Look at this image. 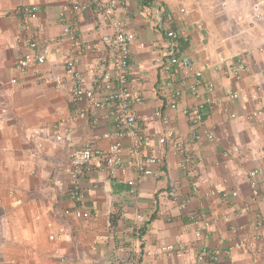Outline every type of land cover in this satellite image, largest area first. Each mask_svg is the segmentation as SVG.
Returning <instances> with one entry per match:
<instances>
[{
  "label": "crops",
  "instance_id": "1",
  "mask_svg": "<svg viewBox=\"0 0 264 264\" xmlns=\"http://www.w3.org/2000/svg\"><path fill=\"white\" fill-rule=\"evenodd\" d=\"M71 1L91 6L66 10ZM97 1L0 0V264H112L115 253L130 254V247L140 264H200L202 249L219 254L222 264H264V180L254 187L249 176L264 166V115L250 117L264 110V8L257 13L261 19L248 15L256 27L238 35L227 29L226 17L233 15L229 4L220 7L223 0H119L116 13L132 36V89L144 97L133 107L150 137L146 153L162 163L154 175L137 177L131 186L128 175L111 176L95 158L80 180L83 197L77 202L65 169L70 150L91 137L107 149L113 139L104 134L117 127L112 108L94 113L87 102H73V81L66 78L67 57L75 58L87 87H97L99 69L108 65L102 37L110 30L94 10ZM22 5L40 7L43 30L26 26L17 12ZM169 13L176 19L170 21ZM66 24L77 30L83 50L64 35ZM169 28L184 32L180 47L194 57L203 82L195 94L186 87L177 109H166L160 88L172 79L156 61ZM26 37L36 39L37 50L48 41L50 52L45 63L18 73V60L34 55L22 40ZM240 63L248 68L237 75L231 66ZM231 92L238 96L231 98ZM160 108L175 119L189 144L186 168L184 155L158 143L163 123L155 111ZM197 108L203 122L192 126L188 112ZM131 146L125 138V159ZM137 214L145 217L142 239L131 233ZM164 243L176 251L154 256Z\"/></svg>",
  "mask_w": 264,
  "mask_h": 264
},
{
  "label": "built area",
  "instance_id": "2",
  "mask_svg": "<svg viewBox=\"0 0 264 264\" xmlns=\"http://www.w3.org/2000/svg\"><path fill=\"white\" fill-rule=\"evenodd\" d=\"M94 5V10L98 13L100 20L104 21L110 30L109 33L102 37L104 44L109 50L108 65L100 67L97 87H87L82 83L81 73L76 68L75 58L67 57L65 59L66 78L73 81L71 89L73 102H87L92 107L94 113L101 109L112 108L117 127L114 131L104 134L105 138L113 139L107 149L101 148L97 143V139L91 137L83 146L70 150L68 164L65 169L71 177V197L77 202L81 201L83 197L80 190V180L87 166L95 158H99L103 162L105 170L111 176H116L119 173L128 175V184L131 186H135L137 181L142 177L154 175L156 171L155 167L162 163V159L157 155L146 153L144 147L150 137L144 133L143 124L140 123L133 107L134 104L144 103V97L140 91L132 89V69L130 65V42L132 36L125 30L124 20L116 13L117 9L121 6V2L119 0H98ZM89 6L91 5H79L71 1L65 6V9L82 11ZM17 12L26 26L33 23L38 25L39 30L44 29V25L40 21V7L38 5H22L18 7ZM168 19L173 21L176 18L173 13H169ZM159 21V26L163 28L165 25L164 21L162 19ZM64 35L74 42V46L78 51L84 49L83 44L78 40V32L74 27L66 24ZM184 35V32L180 28L166 29L167 40L162 47V55L156 59L159 62V66H161L160 69L167 70L172 79V81L168 82L165 80L166 83L162 84L160 88L161 96L165 97L166 109L178 108V97L184 93L187 86H190L193 94H195L198 87L203 83L202 72L195 70L194 57L180 47L179 40ZM22 40L28 43L32 50H34V55L21 57L18 60L15 65L16 72L18 73H24L32 65L45 63L50 52L48 41L37 50L38 42L36 39L26 37ZM246 68L248 67L245 63L231 66L233 73L237 75ZM191 77L194 78L193 81H190ZM189 81L191 84H189ZM17 82L18 77L14 76L12 83ZM177 82L181 84V87L177 86ZM207 87L209 91H213L214 89L213 83H208ZM237 96L238 94L235 92L230 93L231 98H236ZM155 115L163 123V132L157 136L159 145L169 144L176 153L184 155L185 161L182 166L186 168L190 162V147L179 135L175 119L162 108L156 110ZM262 115H264V110L260 109L251 113L250 117L256 118ZM188 116L192 126H198L203 122L204 116L201 109L197 108L194 112H188ZM127 137L132 140V146L129 157L125 159L122 155V150L123 140ZM209 137L214 138L213 135H209ZM57 138L61 140L62 136L59 135ZM193 138H199L196 130L193 132ZM132 174L136 175L135 178H132ZM249 176L252 185L256 187L259 178L264 180V166L252 169ZM137 177H139L138 180H136ZM236 194L237 192L234 191L233 195ZM170 195L173 200L179 199L175 190H172ZM228 195L229 193L227 192L223 193L224 197H228ZM187 201H183L182 206ZM69 212V210H66V213ZM144 221L145 217L143 214L136 215L135 223L131 226V233H133L136 239H142L143 237ZM197 235H201L199 231ZM50 238L54 239L55 235H51ZM249 246L252 247V244H249ZM131 248L129 249L131 253L127 255L115 253L112 257V264H140L136 253L133 256L135 252L134 248ZM175 251L176 246L174 244L164 243L157 247L153 253L154 256L159 257L165 253L172 254ZM197 259L200 264H203L207 259H211L217 264H222L220 263V255L211 253L207 249H202Z\"/></svg>",
  "mask_w": 264,
  "mask_h": 264
},
{
  "label": "rangeland",
  "instance_id": "3",
  "mask_svg": "<svg viewBox=\"0 0 264 264\" xmlns=\"http://www.w3.org/2000/svg\"><path fill=\"white\" fill-rule=\"evenodd\" d=\"M218 4L221 8H225L227 7V4H229L228 11L231 12V15L233 16H228V18L226 17V19L229 20H227V23H229V25H227L228 28H226L228 30L234 29V31L237 32L238 35L244 34L253 27H256L255 19L253 18V20L251 21V18L248 15L251 13L252 17L255 16V18L261 19L262 16L258 17L257 13L260 11V8L261 11L262 8H264V0H223Z\"/></svg>",
  "mask_w": 264,
  "mask_h": 264
},
{
  "label": "trees",
  "instance_id": "4",
  "mask_svg": "<svg viewBox=\"0 0 264 264\" xmlns=\"http://www.w3.org/2000/svg\"><path fill=\"white\" fill-rule=\"evenodd\" d=\"M149 1H152V0H149Z\"/></svg>",
  "mask_w": 264,
  "mask_h": 264
}]
</instances>
